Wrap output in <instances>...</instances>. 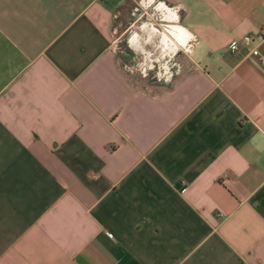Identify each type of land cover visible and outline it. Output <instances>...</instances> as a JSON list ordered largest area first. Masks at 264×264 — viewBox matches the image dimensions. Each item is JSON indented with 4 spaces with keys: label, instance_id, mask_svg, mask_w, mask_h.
<instances>
[{
    "label": "crops",
    "instance_id": "0c3cea01",
    "mask_svg": "<svg viewBox=\"0 0 264 264\" xmlns=\"http://www.w3.org/2000/svg\"><path fill=\"white\" fill-rule=\"evenodd\" d=\"M126 1L0 0V264H264V0L156 3L191 46L160 85Z\"/></svg>",
    "mask_w": 264,
    "mask_h": 264
},
{
    "label": "rangeland",
    "instance_id": "374dc122",
    "mask_svg": "<svg viewBox=\"0 0 264 264\" xmlns=\"http://www.w3.org/2000/svg\"><path fill=\"white\" fill-rule=\"evenodd\" d=\"M144 1L130 0L121 6L118 20L112 27L110 47L120 57L122 65L132 66L126 70L132 72L136 78L152 85L166 84L183 69L191 49L190 41L182 35L172 36L170 45H166L162 32L147 37L142 27L143 22L162 29L166 21L154 12L155 4L163 0H151L152 3L148 5ZM167 4L171 6L170 3ZM134 31L143 35L141 45L136 49L128 43V37Z\"/></svg>",
    "mask_w": 264,
    "mask_h": 264
},
{
    "label": "built area",
    "instance_id": "2783aa9c",
    "mask_svg": "<svg viewBox=\"0 0 264 264\" xmlns=\"http://www.w3.org/2000/svg\"><path fill=\"white\" fill-rule=\"evenodd\" d=\"M259 35H261L264 38V24L260 28ZM253 41H254V36L252 34L245 35L242 40H240L239 38H233L229 43V48L233 51H237L240 48L242 42L246 44H252ZM251 52L253 54H260V50L258 47L252 48ZM129 66L130 68L132 67L131 65Z\"/></svg>",
    "mask_w": 264,
    "mask_h": 264
}]
</instances>
